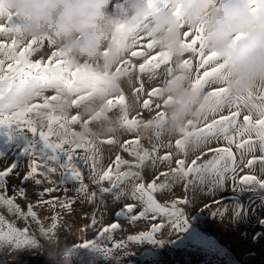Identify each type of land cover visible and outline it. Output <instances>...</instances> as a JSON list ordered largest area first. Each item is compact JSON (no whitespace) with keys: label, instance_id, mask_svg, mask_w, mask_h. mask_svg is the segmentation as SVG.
Masks as SVG:
<instances>
[{"label":"rangeland","instance_id":"1","mask_svg":"<svg viewBox=\"0 0 264 264\" xmlns=\"http://www.w3.org/2000/svg\"><path fill=\"white\" fill-rule=\"evenodd\" d=\"M6 2L7 0H0V24L6 27L9 26L8 17L10 15L19 25L13 14L6 12L4 7ZM119 2H122V0H115V14L121 17L116 27L117 33L126 29L130 22L136 24V21L131 20L128 12V6L132 3V0H127L122 9L117 8ZM155 7L159 10L154 11L153 8H150L148 0V8L152 15L146 17L143 21H139L143 23L142 32L134 30V45L138 43V46L136 48L132 47L128 54L116 64L113 65L109 62L110 52L108 50L105 51L107 55L104 53V59L95 62H78L69 55L63 58L71 61L74 66L87 64L92 71L103 74L107 78L106 82L100 87L86 89L85 93L81 95H86L87 98L77 106H73V100L76 97L63 87L55 72L49 75L47 88L42 89L41 82L37 79L31 80L28 85L24 86L28 90H38L37 98L29 106L42 105L45 97L57 96L56 101L50 100V105L53 106L55 111L54 115L69 118L79 115V122L70 124L69 128L70 133L79 134L78 139L85 138L86 141L90 140L92 142L91 145L86 143L84 148L76 149L74 154L77 157L75 163L82 172L83 182L88 185V194L76 192L78 184L71 178L61 177L60 171L51 174L48 180L37 177L42 180L39 185L33 180H28L22 185L21 178L29 170L31 162L28 155L25 154V149L31 142L28 138L31 133H28L25 129L26 134L21 133L11 139L0 136V152L3 153V155H0V170L6 169L11 164L17 166L13 173L6 178V189L0 188V193L6 192L8 196H12L14 195V189L24 187L26 198L22 199L17 196L16 204L25 212L28 204L34 205L33 210L46 229L53 223V216L59 217L57 227L48 236H45L31 217L26 220L10 213L6 206H0V215L4 216L8 222L18 229L27 228L30 239L35 241L32 244L18 248L7 241L0 243V247H6V254L0 255V264H53V261L48 259L41 250L54 242L61 244L67 242L76 246L74 253L64 258L70 261V264H264V187L241 183V178L246 175L264 180V164L257 161L251 167L245 166L247 160L251 159L253 155H260L258 147L254 153L249 154L246 149L238 150L234 144L231 145L230 147L237 159V170L235 173L227 172L218 184L212 182L214 177L206 175L203 183L196 180L189 184L186 189L185 184L188 181L178 176L173 177L171 169L177 167V160H184L186 165H191L194 159L201 157L197 160V163L201 164L216 155L209 149L229 147V145L223 135L220 134L207 141H198L195 136H191L186 139L184 150H180L176 147L175 142L177 139H185L182 133H178L174 137L164 135L165 126L169 119L168 109L170 106L180 103V101L174 100L172 96L165 98L164 87L174 84L180 77L174 63L171 61L161 63L157 69L140 73L138 66L144 62V58L131 56L134 50L138 52L147 51L139 45L147 43L150 39L138 38L137 41V37L139 35L144 37L152 16L167 11L169 5L167 0H163L162 4H157ZM253 7H256L257 11L253 12ZM252 8L253 13L264 11V2L252 4ZM180 9L182 16L178 18L182 19L183 8ZM20 33L13 32L0 35V42L10 46L13 40H17L18 48L16 52L18 54L19 51H23V48L30 41H24ZM112 40L115 43V35ZM187 40L190 42L191 37ZM57 50L62 49L49 45L48 41H43L39 46L33 45V49L26 54L25 58L30 63L41 60L47 64L52 52ZM159 53L165 52H159L153 48L152 54L158 55ZM166 54L168 55V53ZM0 59L5 60L3 75L7 76V64L13 63L15 65V61L7 60L2 53H0ZM186 59L191 62L190 69L194 74V83L198 74L202 76L204 69L198 68L199 57L192 52ZM126 61L136 65V68L132 70L130 65L125 63ZM210 69L211 65L208 66V70ZM32 72L35 74L36 70L33 69ZM19 79L16 78L12 81L14 89L21 87H15L19 84ZM7 83L0 82V87L4 90L5 103H8L9 96ZM141 87L142 91H137ZM155 88L159 89L158 93L155 96H150L149 93ZM218 88L220 86L210 78L201 90L208 94ZM258 90L259 87L254 93ZM121 95L125 97V104L123 106L117 104L115 107L110 108L108 100L113 99L116 103ZM145 100L150 101L148 109L143 107ZM206 101H208L205 116L207 117V123H211L213 118L218 119L221 114H229L228 105L221 104L222 111L214 117L208 111V107L215 106V98L206 97ZM10 111L6 110L4 114L9 115ZM49 111H51V108L34 107L33 111L26 113L24 118L34 121L43 120L44 127L42 130L47 132L48 122L44 114ZM161 113L164 114L163 117L160 115ZM125 114L130 119L135 118L140 122L136 129L129 131L123 126ZM243 114H245L244 111L241 113V122ZM86 121L90 123L84 124L83 122ZM204 123L205 118L193 123V125H186L183 129L195 132ZM36 126L39 132L41 126L39 123ZM53 127L59 130L58 125H53ZM118 129H122V131H118ZM230 135H234V133L230 132ZM61 138L56 135L50 136V140L53 142H59ZM108 139H113L115 143L103 142ZM137 139L139 140L138 144H125L126 141L134 142ZM68 147L69 145H65V148ZM125 147L129 151H125ZM154 148L156 149L155 152H153ZM145 150L150 153V156L140 164L138 157L132 153L142 154ZM242 151L244 152V163L240 162ZM168 153L171 154L170 162L158 158ZM117 156L128 162L120 165L119 172H136L140 174L139 178L129 179L121 183L119 188L114 189L112 193L98 194L92 199V191L98 190L100 187H111L109 181H103L97 185L90 178L93 160H95L97 171L107 170L111 167L114 170V180ZM37 162L39 163L38 158ZM226 164H230V161H227ZM43 170V168L40 169V171ZM162 172H166L168 175H160ZM153 180L157 184L167 183L168 187L163 191L156 192L154 196L161 205L171 207L175 204L176 210L182 213L181 219L187 220L182 231L174 228V217L163 213L155 218H151V215H149L135 222L124 215H118L122 208L128 204L136 205L135 213L138 214L142 211L143 203L131 196L133 184L144 183L147 185ZM46 188H53L55 191L45 193L41 198L38 193L43 192ZM121 190L124 194L117 198L114 193ZM41 199L58 202L74 200V203L71 211H69L59 205L52 207L45 203H38ZM93 218L96 220L95 225L92 224ZM176 222L179 223V221ZM113 223L119 224L120 227L114 232L101 236L102 229ZM154 227L157 228L154 234L155 242L147 239L137 242L127 240L129 235L151 232ZM94 241L99 248L110 247L118 241L125 242V247L106 258L103 252L95 250L91 246H79ZM30 248L31 250H29ZM17 251L19 255L16 256ZM110 256L113 259H108Z\"/></svg>","mask_w":264,"mask_h":264},{"label":"snow or ice","instance_id":"2","mask_svg":"<svg viewBox=\"0 0 264 264\" xmlns=\"http://www.w3.org/2000/svg\"><path fill=\"white\" fill-rule=\"evenodd\" d=\"M258 2H264V0H251L252 4H257ZM127 3V0H122L117 4L118 9H122L123 5ZM163 0H149V7L153 8L154 11H158L155 6L157 4H162ZM252 11H257L256 7L252 8ZM177 17L182 16V11L180 8L176 9L173 13ZM9 26H4L0 24V35L10 34V33H20L21 27L13 20L9 15L8 17ZM134 30L137 32H142L143 23L136 22L134 25ZM185 36V47L192 52L194 55L199 57V69H204L202 76L198 74L195 82L193 83V89H201L209 79L213 80H225L227 78L224 73L226 67V62H221L220 57L215 52H205V28L203 25L195 29H189L184 33ZM191 37V41L188 42L187 38ZM139 39H146L139 35ZM242 39L241 35L235 37L236 41ZM43 40L37 42L35 39L30 40L26 47L23 48V51H19L17 54L16 49L18 48V41L13 40L10 46L6 45L3 42H0V53H2L7 60L15 61L13 63L7 64L8 75H3L5 71V60L0 59V82L7 83V91L10 92L14 88L12 86V81L16 78L19 79V84L15 87L26 86L28 83L37 79L41 82V88H47V79L49 75L55 72L58 76V79L61 81L63 87L73 94L76 99L73 100V106H77L81 101L85 100L86 95H81L85 93L86 89L89 87H100L106 82V76L103 74H97L91 70L90 66L87 64L74 66L71 61L64 60L63 58L68 56V53L64 50H57L52 52L49 57V61L45 64L43 61L38 60L34 63H30L26 58V54L33 49V45L42 44ZM48 44L52 45L51 40H48ZM138 46V43L134 46ZM145 48L147 51H132V57H143L144 62L139 64V72L144 73L146 70H154L160 67L161 63H169L170 57L166 53H159L158 55L152 54L154 44L152 41H148L142 45H139ZM107 55V52L105 53ZM130 65V68L134 70L136 65L131 64L130 61H126ZM184 65L188 68H191V62L186 60ZM211 65V69L208 70V66ZM74 68V70H73ZM27 69V71H25ZM35 69L36 72L33 74L32 70ZM171 71V69H169ZM67 74V77H66ZM30 78V79H29ZM137 91H142V87L137 89ZM159 89H153L149 95L155 96L158 93ZM4 90L0 87V136H6L8 139L15 137L18 134L24 133L25 129L28 133H31V136L28 135L30 143L25 149V154L30 158L29 170L21 178V184L28 180H33L37 185L42 183V180L37 177H43L48 180L51 174L57 173L60 171L61 177L71 178L78 184L76 192L88 194V185L83 182V176L80 168L77 163H75L77 157L74 155L76 149L84 148L86 143L91 145L92 142L86 141L85 138L78 139L79 134L75 132L70 133V124H75L79 122V115L71 116L70 118L62 115H54L53 106L50 105L51 101H56L57 96L44 98V103L39 106H29L24 107H14L4 101ZM215 98V106H209L208 111L215 117L218 112H221V104H227L229 107L228 115H219L218 119L213 118L211 123H207V117H205V123L202 127L196 129L195 132H189L184 129L181 130L183 137L185 139H177L176 147L180 150H184L185 141L188 137L195 136L198 141H207L213 137H217L218 134L223 135L224 139L227 141L229 147H220L215 149H209V151L216 153L212 158L204 161L201 164L197 163V160L201 157H197L191 163V165H186L184 160H177V167L171 169L173 177H180L188 181L185 184V188L189 186L192 182L198 180L201 183L205 181L206 175L214 177L213 183H220L224 175L231 171L235 173L237 170V159L234 155L231 145H235L238 150H247V153L252 154L256 151L257 147L260 152L259 156L253 155L251 159H248L245 166L251 167L254 163L259 161L261 164H264V83L259 86L257 92H249L243 96H230L227 93V89L220 87L212 92L207 94V98ZM123 106L125 104V97L123 95L119 96L116 103L113 99L108 100V105L110 108L115 107L116 105ZM44 108L51 111L44 114L45 119L47 120V132L43 129L44 124L43 120L34 121L32 119H25V114L32 112L33 108ZM143 107L148 109L150 107V101L145 100ZM157 107H159L157 105ZM18 109V110H16ZM6 110H11L9 115H5ZM242 111L243 114L242 122L240 120ZM163 117V113L160 114ZM37 123L40 124L41 130L38 132ZM84 124L90 122H83ZM139 121L135 118L130 119L126 114L123 118V126L132 131L136 129L139 125ZM53 125H58V129H54ZM188 125H193L191 121L188 122ZM62 130V131H60ZM234 133V135H230ZM70 133V135H69ZM51 135H56L57 137H62L59 142H53L50 140ZM38 137V138H37ZM108 144H113L115 141L113 139H108L103 141ZM128 143H139L137 139L134 142L126 141ZM65 145H69L68 148H65ZM129 151L127 147L124 149ZM156 149H153L155 152ZM132 154L136 155L142 164L146 159L149 158L150 153L145 150L142 154L138 152H133ZM0 155H3L0 152ZM37 158L39 163L37 162ZM162 161H171V154H165L163 157H158ZM227 161H230V164H226ZM240 162L244 163V152H241ZM127 161L121 160L119 156L116 157V175L113 180V169L109 167L107 170L97 171L95 167V160L92 164V174L90 178L93 182L99 185L103 181H109L111 187L103 188L100 187L98 190L91 192V198L94 199L98 194L112 193L114 189H118L120 184L129 180V179H138L140 174L136 172H119L121 164H127ZM139 166V165H137ZM17 166L11 164L4 170H0V188L6 189V178L13 173V170ZM43 168V171L40 169ZM62 170V171H61ZM160 175L167 176L168 173L162 172ZM158 179V177H157ZM49 182H51L49 180ZM241 183L244 185H259L264 187V180L257 179L255 176H243L241 178ZM168 187L167 183L157 184L155 180L151 183L145 185L144 183H134L132 187L131 196L135 199L140 200L143 203V210L138 214L135 213L134 204L125 205L122 208V211L118 215H124L126 218L130 219L132 222H135L139 219L148 217L151 215V218H155L159 214H165L171 217H174L173 220L174 228L182 231L184 225L187 223L186 219H181L182 213H179L176 210L175 204L171 207L161 205L154 194L158 191H163ZM55 191L53 188H46L43 192L38 193L42 198L45 193H50ZM123 190L117 191L114 195L119 198L123 195ZM26 198V190L24 187L19 189H14V195L8 196L5 193H0V206H6L10 213H14L19 217H22L27 220L28 217L37 223L40 227V231L43 235L48 236L56 227L58 216H53V223L47 229L43 226L41 221L38 218L37 213L33 210L34 205L31 203L27 205V211H23L18 204H16V197ZM186 202V201H185ZM38 203H45L52 207L59 205L65 209L71 211L72 204L74 200L69 201H52V200H43L41 199ZM176 221H179L177 223ZM92 224H96L95 218L92 220ZM120 227L119 224L113 223L109 226H106L101 231V236H105L111 232H114ZM157 231V228H153L151 232H141L139 235H129L127 240L129 242H137L140 240H151L155 242L154 234ZM9 242L14 247L18 248L23 245H29L34 243L33 239H30L28 229L23 230L16 228L12 223L8 222L4 216L0 215V243ZM82 247L91 246L93 249L103 252L105 257L113 254L117 250H122L125 247V242L118 241L112 244L110 247L99 248L97 247L96 242L85 243L79 245Z\"/></svg>","mask_w":264,"mask_h":264},{"label":"clouds","instance_id":"3","mask_svg":"<svg viewBox=\"0 0 264 264\" xmlns=\"http://www.w3.org/2000/svg\"><path fill=\"white\" fill-rule=\"evenodd\" d=\"M167 4V11L152 16L145 37L154 42L155 50L168 53L180 77L164 87L165 98L180 101L169 107L164 131L165 136L174 137L189 121L205 118L208 102L204 91L193 89L194 74L184 65L190 54L184 33L204 26L205 52H215L226 62L227 78L215 80L216 84L226 88L230 96H243L264 83V11L253 13L251 0H167ZM4 7L19 22L24 41L51 40L55 48L78 62L104 59L108 50L109 62L114 65L135 46L134 23L116 32L121 17L115 14V0H7ZM178 8H183L182 19L173 14ZM128 12L136 22L152 15L148 0H132ZM237 35L243 38L236 41ZM37 96V89L21 86L9 92L8 104L24 107ZM75 247L54 242L41 251L53 264H70L64 258L74 253ZM4 254L6 247H0V255Z\"/></svg>","mask_w":264,"mask_h":264}]
</instances>
